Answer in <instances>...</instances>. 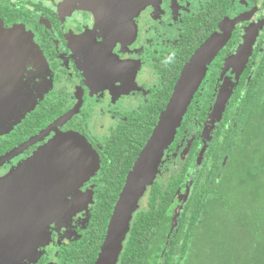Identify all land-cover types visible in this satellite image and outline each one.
Returning a JSON list of instances; mask_svg holds the SVG:
<instances>
[{"label":"flooded vegetation","instance_id":"af4514ba","mask_svg":"<svg viewBox=\"0 0 264 264\" xmlns=\"http://www.w3.org/2000/svg\"><path fill=\"white\" fill-rule=\"evenodd\" d=\"M150 1L135 13L124 0L101 15L100 0H0L4 27L24 31L41 52L26 66L27 82L41 87L37 77L45 73L51 81L35 108L0 133V180L59 133L81 135L95 163L27 253L19 249L23 241L8 242L7 229L0 226V264H96L126 176L183 69L200 50L222 44L190 101L193 114L186 121L183 115L164 150L114 262L162 264L156 254L172 245L196 179L213 171L209 156L234 93L247 91L252 78L253 89L264 87V0ZM223 86L231 94L217 121L212 112ZM170 88L149 136L139 144L142 129L152 123L153 104ZM168 187L174 188L172 197L163 198Z\"/></svg>","mask_w":264,"mask_h":264},{"label":"water","instance_id":"95a60500","mask_svg":"<svg viewBox=\"0 0 264 264\" xmlns=\"http://www.w3.org/2000/svg\"><path fill=\"white\" fill-rule=\"evenodd\" d=\"M93 1L95 3L97 0ZM100 1L101 5L96 10L101 15L104 12L111 13L115 4L122 6L124 2ZM125 1L124 4L132 5V10H138L150 0ZM216 44L204 51L200 50L183 69L165 109L126 176L96 264H114L131 217L153 182L160 158L173 141L176 129L204 76L206 65L222 46ZM38 52L41 54L28 41L24 31L6 29L0 20V133L20 123L33 110L37 98L41 97L42 90L40 93L26 88L28 80L24 76L26 66L36 61ZM222 93L224 96L221 98ZM230 94L229 88L224 90L222 87L213 108L214 117L220 118ZM18 149L7 153L5 157L15 155ZM91 158L90 145L81 135L75 132L59 133L0 180V226L7 229L8 235L4 236L8 242L13 240L16 244L23 241L19 249L27 253L33 239L42 233L45 225L63 207L67 195L75 191L79 183L94 170L95 163Z\"/></svg>","mask_w":264,"mask_h":264},{"label":"trees","instance_id":"16d2710c","mask_svg":"<svg viewBox=\"0 0 264 264\" xmlns=\"http://www.w3.org/2000/svg\"><path fill=\"white\" fill-rule=\"evenodd\" d=\"M254 79L247 91L234 93L230 114L221 122L220 140L209 156L214 158L213 171L196 179L172 245L156 254L162 264H264V87L253 89ZM171 91L153 104L152 123L142 129L139 144L149 136ZM194 107V102L188 105L184 121ZM173 192L168 187L163 198ZM170 213H165L167 220Z\"/></svg>","mask_w":264,"mask_h":264},{"label":"rangeland","instance_id":"374dc122","mask_svg":"<svg viewBox=\"0 0 264 264\" xmlns=\"http://www.w3.org/2000/svg\"><path fill=\"white\" fill-rule=\"evenodd\" d=\"M147 2H151V1H147ZM144 4H142V5H144ZM134 11H135V13H137V10L136 9H134L132 12H134ZM33 66H34V68H37L38 67L36 64H34ZM30 78H31V76H30ZM37 79L39 80V82L41 84V87H39L40 85H36V84H32L31 82H27L26 88H28V89H34L35 91H39L40 93H41V90H42V93L40 95L42 97V95L44 94V90L46 92L47 91V88L51 85V81L47 77V73H45L43 76L42 75L41 76H38ZM226 87L229 88L228 86H226ZM226 87L223 86V89L226 90ZM220 95H221V98H222L224 96V93H222ZM41 97H38L37 100L39 98H41ZM37 100H36V102H37ZM35 106H34V108H35Z\"/></svg>","mask_w":264,"mask_h":264}]
</instances>
